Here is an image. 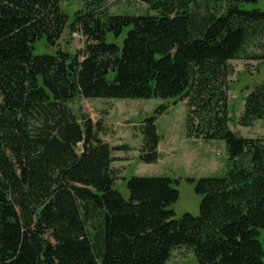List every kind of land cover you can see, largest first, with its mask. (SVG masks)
Instances as JSON below:
<instances>
[{"label": "trees", "instance_id": "1", "mask_svg": "<svg viewBox=\"0 0 264 264\" xmlns=\"http://www.w3.org/2000/svg\"><path fill=\"white\" fill-rule=\"evenodd\" d=\"M63 1L0 0V264H168L181 247L197 264H264V138L230 129L227 86L228 63L264 43V10L244 7L258 1L143 0L134 15L81 0L71 16ZM66 31L83 40L74 54L58 47ZM41 39L53 55H34ZM78 99L184 102L185 138L222 141L227 156L224 176L185 179L198 215L174 219L179 179H123V198L113 155L130 148L103 141ZM166 111L139 124L138 162L160 159ZM262 120L264 83L237 124Z\"/></svg>", "mask_w": 264, "mask_h": 264}, {"label": "rangeland", "instance_id": "2", "mask_svg": "<svg viewBox=\"0 0 264 264\" xmlns=\"http://www.w3.org/2000/svg\"><path fill=\"white\" fill-rule=\"evenodd\" d=\"M203 1V0H198ZM254 5H245L246 9L264 10V0H257ZM112 14L141 15L147 11L143 0H107ZM81 0H65L62 10L71 16L81 8ZM123 37L115 42L120 46ZM113 42V39L109 37ZM61 50L74 54L83 47V40L67 31L58 42ZM34 55H53L55 49L49 47L44 39L34 45ZM255 57H260L256 60ZM228 76L229 127L244 138H264V120L255 122L251 127L243 128L237 124L243 108V98L256 85L264 83V43L254 38L247 43L242 58L230 61ZM1 100V99H0ZM167 106V111L157 117L156 126L160 136V159L155 164L138 162L141 147L139 124L154 115L155 110ZM70 107L78 114L80 109L94 123L100 122V138L111 146L126 144L128 152L117 154L112 165L117 180L116 190L123 198H128L126 180L137 177H168L179 179L174 188L179 192L178 201L172 206L174 219L184 214L198 215L200 197L195 194L192 184L186 178L200 179L222 177L227 172V156L224 143L219 140H192L185 138L184 121L186 106L177 100H89L78 99ZM126 179V180H123ZM168 264H197L191 250L181 247L176 249Z\"/></svg>", "mask_w": 264, "mask_h": 264}, {"label": "crops", "instance_id": "3", "mask_svg": "<svg viewBox=\"0 0 264 264\" xmlns=\"http://www.w3.org/2000/svg\"><path fill=\"white\" fill-rule=\"evenodd\" d=\"M158 147H159V146H158ZM158 152H159V155H160V151H159V149H158ZM122 153H125V152L115 153L113 156H114V157H117V156H116L117 154H122ZM113 164H114V163H113ZM113 164H112V165H113Z\"/></svg>", "mask_w": 264, "mask_h": 264}]
</instances>
